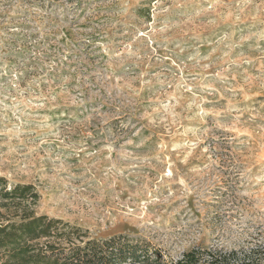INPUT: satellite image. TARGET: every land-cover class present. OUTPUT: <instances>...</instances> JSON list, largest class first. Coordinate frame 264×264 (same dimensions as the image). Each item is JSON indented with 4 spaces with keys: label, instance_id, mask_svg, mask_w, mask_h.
I'll return each instance as SVG.
<instances>
[{
    "label": "rangeland",
    "instance_id": "1",
    "mask_svg": "<svg viewBox=\"0 0 264 264\" xmlns=\"http://www.w3.org/2000/svg\"><path fill=\"white\" fill-rule=\"evenodd\" d=\"M0 177L167 259L264 247V0H0Z\"/></svg>",
    "mask_w": 264,
    "mask_h": 264
},
{
    "label": "trees",
    "instance_id": "2",
    "mask_svg": "<svg viewBox=\"0 0 264 264\" xmlns=\"http://www.w3.org/2000/svg\"><path fill=\"white\" fill-rule=\"evenodd\" d=\"M150 16V14H148ZM33 184L0 177V264H264V247H194L177 259L144 239L92 237L61 218L39 214Z\"/></svg>",
    "mask_w": 264,
    "mask_h": 264
}]
</instances>
